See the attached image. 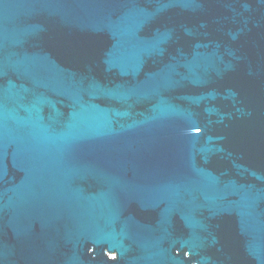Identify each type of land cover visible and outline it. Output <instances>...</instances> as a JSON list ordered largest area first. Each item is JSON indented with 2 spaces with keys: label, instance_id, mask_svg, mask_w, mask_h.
<instances>
[{
  "label": "water",
  "instance_id": "95a60500",
  "mask_svg": "<svg viewBox=\"0 0 264 264\" xmlns=\"http://www.w3.org/2000/svg\"><path fill=\"white\" fill-rule=\"evenodd\" d=\"M0 264H264V0H0Z\"/></svg>",
  "mask_w": 264,
  "mask_h": 264
}]
</instances>
